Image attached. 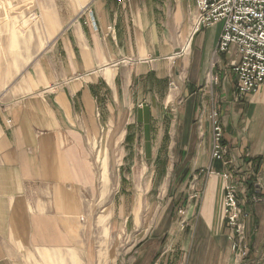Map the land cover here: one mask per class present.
Wrapping results in <instances>:
<instances>
[{"label":"crops","instance_id":"obj_1","mask_svg":"<svg viewBox=\"0 0 264 264\" xmlns=\"http://www.w3.org/2000/svg\"><path fill=\"white\" fill-rule=\"evenodd\" d=\"M195 10L13 0L27 34L0 43V264H264V87L236 96L222 23L192 33ZM213 110L228 165L211 157ZM110 151L157 165L102 196ZM229 170L249 213L243 257L223 214ZM116 228L123 248L101 252Z\"/></svg>","mask_w":264,"mask_h":264},{"label":"built area","instance_id":"obj_2","mask_svg":"<svg viewBox=\"0 0 264 264\" xmlns=\"http://www.w3.org/2000/svg\"><path fill=\"white\" fill-rule=\"evenodd\" d=\"M191 21L192 33L216 22L222 23L217 51L236 55L232 65L236 76L235 92L239 97L264 87V0H196ZM209 119L212 125L211 157L229 164L218 112L213 110ZM223 176L227 180L224 215L230 229L232 250L239 255L246 238L249 213L239 200L240 188L234 172H223Z\"/></svg>","mask_w":264,"mask_h":264},{"label":"rangeland","instance_id":"obj_3","mask_svg":"<svg viewBox=\"0 0 264 264\" xmlns=\"http://www.w3.org/2000/svg\"><path fill=\"white\" fill-rule=\"evenodd\" d=\"M12 13H13V0H0V43L2 42L4 37H7V38H18V37H20V38H24V39L26 38V36H25V34H27L26 32L17 31V26L11 27L12 21L15 22V25H17L18 23H22V22L26 23V20L25 19H18L17 17H14ZM36 21L38 22L39 19L36 18ZM188 48H189V43L187 42V44H184L183 46L180 47V49L177 53H179V55L185 54L188 51ZM171 85H174L173 81H171ZM3 88H4V86L1 85V80H0V91ZM235 94H236V92H235ZM236 96L239 97L237 94H236ZM210 122H211V120H210ZM221 126H222V124H221ZM211 127H212V125H211ZM222 129H223V126H222ZM223 134H224V130H223ZM226 149H227L226 159L228 160L227 155H228L229 151H228L227 146H226ZM110 152L112 155L115 154V156L114 157H107V154H106V157L98 158V162H97L99 172H101V170L105 167L107 169L105 171V173L101 172V183H103L102 182V176L103 175H106L109 179V181L107 183L106 190H105L107 192L109 190L110 184H111V188H112L117 182H120V179H122V173L125 172L126 175H128V174L131 175L133 173V171L134 172L136 171V173H137V171H139V169L143 166L147 165L149 167H153V166L157 165V161H155V160L122 159L121 157H119V152H116V153H112V151H110ZM215 161H217V160H215ZM218 161H220V160H218ZM162 162H163V164H160L159 168H162V166H164V171H165V168H167V167H169V165H171V160H163ZM222 163L224 164V162H222ZM225 165H228V163ZM229 171L234 172V174H236V172H237V170H234V171L229 170ZM210 173H213L212 169L210 170ZM222 174H223V172H222ZM102 190H103V188H102ZM240 193H241V191H240ZM224 196H225V192H224ZM223 201H224V197H223ZM223 214H224V203H223ZM224 220H225L226 225L228 226V223L226 222V219H225V215H224ZM246 222H247V220H246ZM104 234H107V228L106 227L104 228ZM107 240H108V242H107L108 246H106V247L100 246V249H101L100 251L105 252V250L107 251L109 248L112 249V247L115 246L114 250L116 251V254H118V252L123 248L124 234L118 228H116V231L114 233L108 235ZM246 247H247V241L245 238L244 242H243L242 253L240 252L238 256L243 257V255L245 254V251L247 249Z\"/></svg>","mask_w":264,"mask_h":264},{"label":"bare ground","instance_id":"obj_4","mask_svg":"<svg viewBox=\"0 0 264 264\" xmlns=\"http://www.w3.org/2000/svg\"><path fill=\"white\" fill-rule=\"evenodd\" d=\"M107 169H106V167L105 168H103L102 170H101V172H104L105 173V171H106ZM108 181H109V179H108V177L106 176V175H103L102 176V188H103V190H102V195L103 196H105L108 192L107 191H105L106 190V187H107V183H108ZM252 185V184H251ZM248 198V197H247ZM42 212V211H41Z\"/></svg>","mask_w":264,"mask_h":264}]
</instances>
